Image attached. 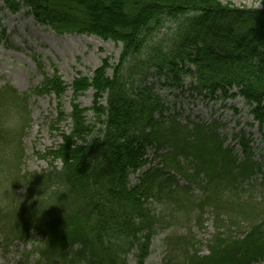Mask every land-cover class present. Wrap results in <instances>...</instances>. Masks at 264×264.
I'll use <instances>...</instances> for the list:
<instances>
[{"label": "trees", "instance_id": "obj_1", "mask_svg": "<svg viewBox=\"0 0 264 264\" xmlns=\"http://www.w3.org/2000/svg\"><path fill=\"white\" fill-rule=\"evenodd\" d=\"M1 1L56 34L120 45L116 62L104 58L90 76L77 74L70 83L38 64L43 80L31 92L55 97L50 127L69 120L60 142L41 157L47 168L19 170L27 95L0 85L4 249L28 240L38 264H144L159 230L181 224L202 230L211 216L207 254H198L201 242L190 241L189 232L173 233L164 240L161 264H264V208L249 190L264 158L253 159L244 131L226 144L218 121L182 119L153 90L179 89L213 102L239 98L262 128L264 9L220 0ZM89 90L91 106L82 108L77 99ZM149 149L158 162L143 168Z\"/></svg>", "mask_w": 264, "mask_h": 264}, {"label": "rangeland", "instance_id": "obj_2", "mask_svg": "<svg viewBox=\"0 0 264 264\" xmlns=\"http://www.w3.org/2000/svg\"><path fill=\"white\" fill-rule=\"evenodd\" d=\"M220 1L236 7L264 9V0ZM166 26L165 29L170 32L169 25ZM160 38L168 39V37ZM119 51V44L109 40L104 41L95 36L57 35L38 24L31 16L25 15L23 11L9 12L0 0V85L8 84L20 95L29 94V91L39 85L42 80L35 65V63L37 64L36 59L46 74H51L55 69L64 82L70 83L77 74L90 76L93 69L104 58H109L110 62H116ZM128 64L125 66L127 69ZM138 76L136 74V77ZM189 81V78L184 79L186 85ZM153 90L165 98L172 108L174 107V111H179L182 119L188 116L189 119L207 123L218 121L221 124L218 132L226 136V144H234L232 135L239 130L244 131L251 140V145L256 147L253 159L262 162L264 158V127L260 130L253 123L248 114V108L241 99L233 98L218 102L203 101L188 91L180 90L181 93L179 89L167 90L156 87ZM70 97V92H67L61 101L62 111L65 115L70 111ZM77 101L82 108H89L92 103V91L84 92ZM27 109L29 118L26 130L21 137L24 153L19 170L33 172L49 167L48 159L41 157L60 142L59 132L68 129L69 120L50 127V122L55 121L57 117L56 100L52 95L29 94ZM86 117L92 118V113L88 111ZM178 120L183 122L181 119ZM235 148L238 149L237 146ZM261 165L260 172L249 181L251 185H254V188L249 190L254 198L253 202H259L264 208L262 199H260V197H264L261 195L263 194L262 186L264 187V162ZM19 188L18 194L21 195L25 191L24 185ZM257 214L260 215V212L258 211ZM174 226L161 229L153 236L150 255L145 264H161L162 258L166 255L164 240L173 233L185 236V232H189L204 242L213 232L210 221H207L205 231H196L195 229L187 231L190 226L184 224ZM193 239L192 236L190 241ZM30 248L28 240H24L19 245L14 243L6 250L0 243V264H36V254L24 255V252ZM200 251L202 254H206L205 246L201 247Z\"/></svg>", "mask_w": 264, "mask_h": 264}]
</instances>
